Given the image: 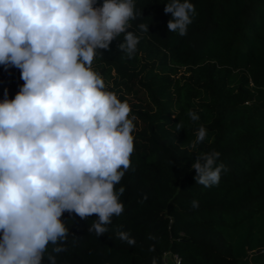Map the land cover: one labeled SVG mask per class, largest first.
I'll return each mask as SVG.
<instances>
[{
  "label": "trees",
  "instance_id": "trees-1",
  "mask_svg": "<svg viewBox=\"0 0 264 264\" xmlns=\"http://www.w3.org/2000/svg\"><path fill=\"white\" fill-rule=\"evenodd\" d=\"M168 2L135 0V55L118 50L121 35L91 65L135 117L130 168L114 185L125 189L123 213L97 237L87 231L95 214L65 212L66 251L49 243L43 264L48 255L56 264H164L166 252L180 264H264V0H190L195 15L183 36L168 32ZM23 84L20 70L0 66V101ZM200 126L207 137L192 148ZM213 151L227 171L217 186L195 184L196 155Z\"/></svg>",
  "mask_w": 264,
  "mask_h": 264
},
{
  "label": "clouds",
  "instance_id": "clouds-1",
  "mask_svg": "<svg viewBox=\"0 0 264 264\" xmlns=\"http://www.w3.org/2000/svg\"><path fill=\"white\" fill-rule=\"evenodd\" d=\"M164 13L168 32L183 36L195 6L169 0ZM138 15L135 0H0V66L20 70L24 81L14 99L5 89L0 101V264H43L49 243L55 253L66 251L65 212L95 214L87 231L97 237L123 213L125 189L114 185L130 168L135 117L91 65L121 35L118 50L135 55L140 38L129 28ZM138 27L149 33V25ZM206 137L200 126L188 143L195 148ZM219 156L196 155L195 184H219L227 171ZM116 236L135 243L127 232ZM47 260L56 264L53 255Z\"/></svg>",
  "mask_w": 264,
  "mask_h": 264
},
{
  "label": "built area",
  "instance_id": "built-area-1",
  "mask_svg": "<svg viewBox=\"0 0 264 264\" xmlns=\"http://www.w3.org/2000/svg\"><path fill=\"white\" fill-rule=\"evenodd\" d=\"M165 257H166V260H167L168 257H171V259L173 261V264H180L181 259H180V257L177 254L166 252L163 255V262H164V264H167L166 261H165Z\"/></svg>",
  "mask_w": 264,
  "mask_h": 264
},
{
  "label": "rangeland",
  "instance_id": "rangeland-1",
  "mask_svg": "<svg viewBox=\"0 0 264 264\" xmlns=\"http://www.w3.org/2000/svg\"><path fill=\"white\" fill-rule=\"evenodd\" d=\"M110 83H111V82H110ZM105 86H106V87H107V86L109 87V82H106V83H105ZM165 261H166L167 264H172V263H171V260H170L169 257L167 258V260H166V257H165Z\"/></svg>",
  "mask_w": 264,
  "mask_h": 264
}]
</instances>
